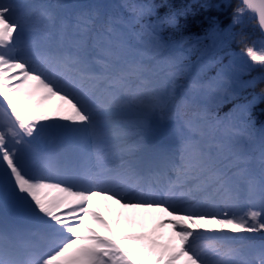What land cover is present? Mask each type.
Masks as SVG:
<instances>
[{
	"label": "snow or ice",
	"instance_id": "obj_1",
	"mask_svg": "<svg viewBox=\"0 0 264 264\" xmlns=\"http://www.w3.org/2000/svg\"><path fill=\"white\" fill-rule=\"evenodd\" d=\"M245 11L255 15L243 0L234 24ZM118 26L125 27L99 6L0 0V209L36 225L9 228L5 216L0 264H264V130L258 144L253 132L233 127V142L243 141L235 148L215 140L202 145L196 138L203 132L179 116L195 138L179 145L175 162L162 174L144 173L124 159L119 171L106 166L110 158L139 160L150 149L145 118L133 125L131 142L116 146L109 157V139L124 135L115 125L128 123L113 117L132 109L148 115L163 111L182 73L145 96L129 83L137 81L138 89L150 85L140 67L116 69L109 87L123 89L126 98L104 102L86 60L54 52L48 41L83 48L110 38ZM96 63L115 67L106 60ZM209 120L220 123L211 114ZM218 160H230L241 173L255 163L259 176L248 181L247 196L229 186V173L217 167ZM205 174L207 180H201ZM100 201L112 221L100 211ZM112 205L163 215L151 232L118 231L136 218L126 221ZM257 239L261 243H253Z\"/></svg>",
	"mask_w": 264,
	"mask_h": 264
},
{
	"label": "trees",
	"instance_id": "obj_2",
	"mask_svg": "<svg viewBox=\"0 0 264 264\" xmlns=\"http://www.w3.org/2000/svg\"><path fill=\"white\" fill-rule=\"evenodd\" d=\"M78 1L83 0H69L70 3ZM107 1L92 0L84 6H99L102 10L108 8L105 14L117 18L125 27L118 26L110 38L92 41L83 48L73 47L71 43L63 45L82 51L88 47L99 52L93 66L85 59L89 70L98 78L92 82L98 83V93L103 94L105 90L99 85L106 83L109 86L108 80L116 69H124L130 64L140 67L143 77L150 81L147 88L139 89L137 81H129L133 92L145 96L151 90L161 91L170 86L177 73H182L175 79L163 111L146 114L144 118L181 116L203 132L202 137L196 138L202 145L215 140L235 148L243 141L241 138L233 142L230 135L233 127L253 132L258 144L259 133L264 130V93L261 92L264 89V77H261L264 68L243 60L237 61L226 56L225 52H241L245 44L264 43V38L257 21L247 11L241 14L240 23L234 24L235 10L243 7L238 0H110L109 4ZM17 2L26 4L29 0ZM140 2L145 3L144 7H139ZM138 23L140 27L134 28ZM153 33L156 35L153 36ZM50 42L59 46L55 38ZM139 50H143V54L136 55ZM161 51L164 58L157 57ZM116 56L120 59L117 60ZM98 59L106 60L115 67L108 70L96 63ZM191 83L199 87L193 90L189 87ZM112 89L111 93L104 95V102L116 96L126 98L123 89ZM209 114L218 118L220 123L211 122ZM113 119L128 122L115 125L113 130L124 135L109 139L105 147L117 150L116 146L122 144L120 140L131 138L133 125L143 118L115 116ZM184 129L183 141L195 138L185 126ZM175 158L177 153L172 160ZM228 164H231L230 160L217 161L219 168L225 169ZM226 171L229 173V186L242 196H247L248 181L253 176H259L255 163L249 166L247 172L241 173L239 167L231 168L230 165ZM200 179L207 180V174ZM253 243L261 241L257 239Z\"/></svg>",
	"mask_w": 264,
	"mask_h": 264
},
{
	"label": "rangeland",
	"instance_id": "obj_3",
	"mask_svg": "<svg viewBox=\"0 0 264 264\" xmlns=\"http://www.w3.org/2000/svg\"><path fill=\"white\" fill-rule=\"evenodd\" d=\"M145 3L144 2H140L139 3V7H144ZM264 43H258L255 44L254 46H256L257 48L261 47V45ZM136 55H141L143 54V50H139L135 53ZM95 55V53H93V56ZM226 56H229L231 58H235L237 61L238 60H243L245 62H249L252 63L250 61V59L246 56V55H241V52H236V51H232V50H227L225 52ZM258 67V66H256ZM261 67V66H259ZM264 68V67H263ZM261 77H264V72L262 73ZM107 84L104 83L103 86H100V88H104L105 90V94L111 93L112 92V88H110L109 86H106ZM101 99L103 98V96H99ZM107 102V101H106ZM146 114L141 112L140 110H128L122 113L117 114V116L120 117H140V118H144ZM175 119L177 120V126L175 127V137L177 138L178 142L177 145L179 147V145L183 142V131L184 129V125L181 123L180 119L175 117ZM122 121V120H121ZM121 145L124 144H128L131 142V138H124L121 139ZM116 150H110L108 148H105V152L106 154L109 155V157L112 156L113 152ZM89 155L91 157V151L89 152ZM121 159H124L127 163L131 164L132 160H127L126 157H121V158H110L108 159L106 166H110L113 168V170L115 171H119L122 168L121 165ZM93 163H94V159H93ZM230 164H228L225 169H228V166ZM100 211L105 215V217L107 219H109L110 221H112L114 219L113 214L111 212H109V209L107 207H105V203L104 201H100ZM108 204H110L111 202H107ZM114 212H123L124 213V217L126 221H130L132 218H136V223L133 225L132 223H123L121 225V228L118 229V231H126V232H151L152 229L154 228L156 222L159 220V218H161V216L163 214L160 213H148V214H141V213H131V212H126L125 210L119 209L118 206L116 205H112L111 206ZM141 218H145L143 219V221L141 220ZM91 223V222H90ZM92 227L97 228L98 231H101V233L103 234L102 229L99 228V226L92 224ZM166 232L170 231V230H165Z\"/></svg>",
	"mask_w": 264,
	"mask_h": 264
},
{
	"label": "clouds",
	"instance_id": "obj_4",
	"mask_svg": "<svg viewBox=\"0 0 264 264\" xmlns=\"http://www.w3.org/2000/svg\"><path fill=\"white\" fill-rule=\"evenodd\" d=\"M244 4L248 6L249 11L255 13L258 26L264 31V0H244ZM241 50L253 64L264 67V47L257 48L246 44ZM261 92L264 93V89H261Z\"/></svg>",
	"mask_w": 264,
	"mask_h": 264
},
{
	"label": "water",
	"instance_id": "obj_5",
	"mask_svg": "<svg viewBox=\"0 0 264 264\" xmlns=\"http://www.w3.org/2000/svg\"><path fill=\"white\" fill-rule=\"evenodd\" d=\"M242 5H243V0H238ZM250 13V12H249ZM255 19H256V21H257V17L254 15V14H252V13H250ZM260 29V28H259ZM260 32H261V34H262V36L264 37V31H261L260 30Z\"/></svg>",
	"mask_w": 264,
	"mask_h": 264
}]
</instances>
